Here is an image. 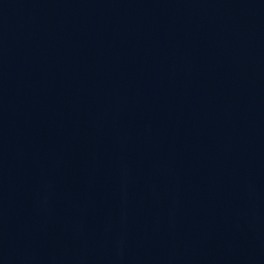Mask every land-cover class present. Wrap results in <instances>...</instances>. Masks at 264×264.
<instances>
[{"label": "water", "instance_id": "obj_1", "mask_svg": "<svg viewBox=\"0 0 264 264\" xmlns=\"http://www.w3.org/2000/svg\"><path fill=\"white\" fill-rule=\"evenodd\" d=\"M0 264H264V0H0Z\"/></svg>", "mask_w": 264, "mask_h": 264}]
</instances>
